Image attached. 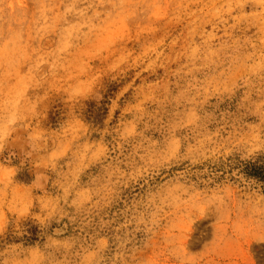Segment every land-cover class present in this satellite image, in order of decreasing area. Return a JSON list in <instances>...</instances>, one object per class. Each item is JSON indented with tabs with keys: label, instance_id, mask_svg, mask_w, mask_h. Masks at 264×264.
<instances>
[{
	"label": "rangeland",
	"instance_id": "374dc122",
	"mask_svg": "<svg viewBox=\"0 0 264 264\" xmlns=\"http://www.w3.org/2000/svg\"><path fill=\"white\" fill-rule=\"evenodd\" d=\"M264 0H0V264H264Z\"/></svg>",
	"mask_w": 264,
	"mask_h": 264
},
{
	"label": "trees",
	"instance_id": "16d2710c",
	"mask_svg": "<svg viewBox=\"0 0 264 264\" xmlns=\"http://www.w3.org/2000/svg\"><path fill=\"white\" fill-rule=\"evenodd\" d=\"M262 177L264 178V176L262 175Z\"/></svg>",
	"mask_w": 264,
	"mask_h": 264
}]
</instances>
